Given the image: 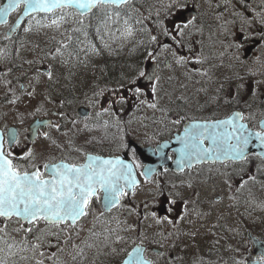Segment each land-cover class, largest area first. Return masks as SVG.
Returning a JSON list of instances; mask_svg holds the SVG:
<instances>
[{"label": "snow or ice", "instance_id": "snow-or-ice-1", "mask_svg": "<svg viewBox=\"0 0 264 264\" xmlns=\"http://www.w3.org/2000/svg\"><path fill=\"white\" fill-rule=\"evenodd\" d=\"M222 4L224 12L216 16L221 23L213 35L222 37L218 42L224 50L213 56L195 39L203 35V26L188 0H158L147 15L137 0H7L0 6V24L9 28L5 41L13 42L21 28L26 36L44 38L43 46L33 44L37 57L25 61L29 84L20 83L17 94L8 87L11 81L4 82L11 94L6 103L18 105L23 96L35 99L43 83L42 99L28 115L42 112L54 118L37 121L23 137L7 124L0 130V264H69L65 257L71 264H187L174 253L186 251L181 242H195L202 229L216 239L207 256L194 257L191 264H264V253L251 260L239 244L224 246L231 254L228 260L212 259L224 239L217 229L225 230L229 239L242 237L243 219L264 212V199L256 193L257 188L264 192V60L256 56L249 64L247 57L248 45L264 48V0ZM13 12L22 15L9 25ZM127 44L141 58L126 62L114 79L104 80V66L96 76L95 60ZM226 55L231 74L221 79L216 69L225 67ZM211 59L221 63L207 66ZM234 65L248 71L242 74ZM11 71L0 73V80ZM255 77L260 79L249 83ZM257 102L258 120L253 110ZM78 103L86 110L73 116L68 110ZM193 104L196 113L210 107L232 110L223 119L189 115ZM145 110L153 116L138 115ZM25 118L19 111L14 117L20 124ZM147 119L164 130L168 123L183 126L176 136L180 147L175 164L187 178L167 191L152 179L159 173L139 163V148L129 139L127 129L134 122L147 127ZM100 129L102 137L77 144L81 134ZM155 135L146 137L154 140ZM39 137L47 149L37 151ZM104 144L107 156L85 147ZM169 147L157 143L153 154ZM253 159L257 163L250 170ZM137 168H143L139 176L157 191L151 193L153 201L133 205L126 201L141 188ZM157 196L164 197L163 214L157 210ZM232 210L243 219L229 224Z\"/></svg>", "mask_w": 264, "mask_h": 264}, {"label": "rangeland", "instance_id": "rangeland-1", "mask_svg": "<svg viewBox=\"0 0 264 264\" xmlns=\"http://www.w3.org/2000/svg\"><path fill=\"white\" fill-rule=\"evenodd\" d=\"M4 34H5V30H4L3 36H4ZM3 36L1 35V37H3ZM43 39H44L43 37H38L35 35H27L26 36L25 33L23 32V29L21 28L19 33H18V36L13 38V42H7V43H5L4 46H1V49L4 52V54L2 56H0L1 73L6 72L9 68H11V70H12L11 73H9L6 76H3L2 80H1V122L4 125L7 124L9 126V125L14 124L15 122L19 123L18 121H16L14 119V117L16 116L18 111H19V113H23L25 115L26 118L24 120V123H29L31 121L32 115H28V114L29 113H35V107L37 106V104L42 99L40 93H42L45 89V84H43V83H41L40 85L37 86V89H36L37 95H36L35 99H31L27 96H23L21 98V101L18 103V105L8 104V103H6V98L10 97L11 94L8 92V89L4 86V82L5 81H11L12 83L8 87L16 89L17 94H19V84L20 83H23L26 85L29 84V80H28L26 73L30 71V66L27 63H25V61L31 60V59H34L37 57V55L39 53H38V50L33 49V44L40 42L41 45L43 46ZM21 45H23V47H21ZM128 45L129 44L125 45L123 50ZM123 50L117 51V52L113 53L111 56H109L107 53H104L103 59H105L107 61L104 67L108 68V65H109L108 59H110V58L115 63L116 60L119 59L118 55L120 53H122ZM222 50H223V46H220V48L218 50L216 48V52H220ZM125 55H126V52H124L123 56H125ZM260 55L264 56V48H261ZM101 59L102 58L96 59L95 64L98 65V63L100 62ZM100 66H102V64H99V67ZM22 67H24L25 69L21 70ZM97 69H98V67H97ZM89 72H92V69H89L87 74H86L88 80H89ZM98 73L100 74L99 71H98ZM80 74L85 75L83 70H80ZM177 75H178V73H177ZM220 75H221V76H219L220 78L224 77L223 74H220ZM18 78H19V82H18ZM14 79H15V81H14ZM251 79H254V78H250L249 83L251 82ZM15 82H17V84ZM262 87H263L262 92H264V86H262ZM29 91H31V87H29ZM200 99H201V101L203 100L202 95H201ZM262 99H264V97H262ZM78 105H79V103L75 106L74 109L68 110L71 115H73V116L76 115V110H77ZM47 107L54 109L56 106L55 105H47ZM194 108H195V104H193V109L188 110L189 115L203 116V114H205V111H203L202 113H196L194 111ZM206 110L210 111L209 113H211V112L214 113L217 111H222L223 107H221L220 109L210 107ZM38 114H42V112L38 113ZM38 114H34V115H38ZM138 115L141 117H145V116L152 117L153 113L151 111L145 110L144 112L138 113ZM127 116H128V113L125 112L124 117L127 118ZM155 117L159 118L160 113H155ZM144 123H146L148 126L144 127L140 122H134L127 130L131 134L129 138H132L135 141H137L141 144H145V145H152V144L157 143L159 141V139L161 140L165 136L169 135V133H171L173 130H175L179 126V125H172L171 123H168L167 130H164L162 126L153 124L151 119L145 120ZM49 131L52 133V135L56 134V133H53L51 129H49ZM161 131L164 132V134L162 136L161 135H155L157 132H161ZM88 133H90V135L92 137L100 138L103 136L104 131H103V129H100V130H95V131L88 132ZM84 134L86 135V133H83L77 138V141H76L77 144L84 145V140L87 139V138H85L86 136H84ZM146 134H147V136L155 135V139L154 140H148L146 137ZM23 136H24V130L22 133V137ZM85 147H86V149H88V148L99 149V150L105 149V152H107V150H108L107 144H104V145H87ZM36 149H37V151L47 149V142H45L42 138L37 139ZM16 150H17V152L21 151V149H19V148H17ZM255 163H256V161L252 160L251 166L254 167L253 164L255 165ZM137 170H138V173H140L141 168H137ZM195 171L193 172V175L195 174ZM186 178H187L186 174H182V175H178V176H176V175L175 176L155 175V176H153L152 179L154 181H159L165 187V190L167 191L168 187H170V185L172 183H176L177 180L180 183V181L182 179H186ZM179 183H176V184H179ZM156 191H157V189L153 185L145 183L144 178L142 177L141 188H138L136 190L135 197L133 199L127 200L126 203L138 205V204H141L145 200H148L151 202V201H153V196L151 195V193L156 192ZM161 198H162V196H157L155 198L157 206L161 203ZM241 209L244 212V206H242ZM256 214L258 216V219H255L254 216H252V218H249V219H243L242 217L238 216L237 213H235V210H232V213H231L232 219L229 220L228 223L231 224L236 220L243 219L242 231H246L248 229V227L250 226V223L252 222L253 219L255 220V223H257L259 225L262 224V222L259 221V220H261L260 211L257 210ZM130 222H131V220H130ZM207 226L208 225H206V227ZM203 232H204V230L202 229L201 235L198 238L202 241H205V243H207V241L211 235L210 234L204 235ZM217 234L219 236H222V237H227L229 235L223 229H220ZM198 238L195 242H190L188 240L182 241L181 247L186 246V251L180 252V249L178 248L176 250V252L174 253V255H183L185 257L187 264H191V260L194 257H197V256H205L206 257V254H205V252L207 250L206 244L201 242ZM236 238H238V237H236ZM243 241L245 242V240H243ZM197 245L199 246V249H197ZM224 255H226L225 260H228L230 254H224ZM66 258H68V257H66Z\"/></svg>", "mask_w": 264, "mask_h": 264}, {"label": "flooded vegetation", "instance_id": "flooded-vegetation-1", "mask_svg": "<svg viewBox=\"0 0 264 264\" xmlns=\"http://www.w3.org/2000/svg\"><path fill=\"white\" fill-rule=\"evenodd\" d=\"M188 3L190 5L196 6L193 8L192 14L196 15L199 19V23L203 26V35L202 36H197L195 37V39L197 40H202L205 47H204V52L206 55L209 56H213L218 54L219 52H216V48L217 50L220 48L221 45L218 41L219 39H222V37H218L213 35L214 33L217 32V29L219 27V24L221 23V21H218L216 19V16L221 13L224 12V7L222 4V0H188ZM204 3H206V5H203ZM158 4V0H145V8H144V13L145 15H147V9L152 7V6H157ZM216 5H220V7H217ZM225 15H227V13H225ZM150 23V21L148 22ZM169 23H171V21H169ZM258 28V26H257ZM256 30V29H253ZM6 31V30H5ZM4 33V28H2L0 26V49H1V44H5L8 41H5L3 39V37H1V35L3 36ZM16 35V34H15ZM14 35V36H15ZM13 36V38H14ZM212 37V39H209V37ZM214 41H216L214 43ZM223 50H224V46H223ZM222 50V51H223ZM261 53V48L256 47L254 44H250L248 45V51H247V57H248V61L249 64H252V60L254 57L259 56ZM260 57L262 58V60H264V56L260 55ZM221 61L218 59H211L209 61V64L207 66H211L212 64H220ZM232 63V61L229 59V57L226 55L224 60H223V64L225 65V68H218L216 69V76H221L220 74H223V76L225 75H230V71L229 69L226 67L228 64ZM253 67H259V65H252ZM234 67L239 70L242 74L246 73L248 71L247 67H242L240 65H234ZM264 70V69H261ZM21 71V70H20ZM0 73H1V66H0ZM165 74L166 71H165ZM81 76H83V74H81ZM223 77H221L222 79ZM254 79H260V77H255ZM195 87H199L198 85H196ZM261 87V91H262ZM79 94V93H78ZM247 98V97H246ZM261 108V105L259 104V102H257L256 104L253 105V110L256 112V119H260V111L259 109ZM55 110V108L53 109ZM232 109L228 108V107H223L222 111H217L214 113H209L210 111L205 110V114H203V117H209L212 116L213 118H221V117H225L226 114H230ZM221 112V113H220ZM172 116V118L175 117V113L170 114ZM49 116H45L43 113L42 114H38V115H32L31 121L29 123H23V124H19V123H14L12 125H14L20 132L21 134L23 133V130L28 129V126L30 123H32L34 120L41 118V119H46ZM51 119H54L52 117H49ZM250 127L254 126V121L249 123ZM4 127V124L1 122V80H0V130H2ZM44 131H49V129H43ZM182 131V125L178 126L177 130L174 131L173 134L178 133ZM53 133H56L52 130ZM28 135V133H26L24 131V136ZM53 137H59V133H56L53 135ZM42 138V137H39ZM38 138V139H39ZM17 151V150H16ZM171 157H174L173 153L169 154ZM253 161H256L255 159H253ZM257 163V161H256ZM253 164L254 167H250L251 169H254L255 166ZM205 168L208 167V165L204 166ZM195 171V169L193 170V172ZM164 175H173V176H178V175H182L184 173H174L170 170H168L167 172H165L164 170H162V172ZM176 183H179V181L177 180ZM256 193L257 196H259L260 198L264 199V192H262L259 188L256 189ZM243 206V205H242ZM241 206V207H242ZM240 212L243 213L242 209L240 208ZM236 213V212H235ZM261 221L262 224H257V223H250V226L248 227V229L246 231H242L243 232V236L242 237H238L236 239H229V235L227 237H224V239L221 240V246L219 249V253L217 255L212 256L213 260H217L219 258V256H223V259L225 260L226 255L224 254H230L229 252L225 251V245L227 244H232V245H237L239 244V246L241 247L242 251H245V254L247 255V257L251 260H255L256 257L260 256L262 253H264V247H258L256 246V240H261L264 241V212H261ZM252 216H254L255 219H258V216L256 214V211L252 213ZM210 223V222H209ZM220 229H217V233ZM248 233H250L251 235L248 236ZM219 236V235H218ZM253 236L256 237V239H253ZM251 237V239H250ZM254 237V238H255ZM258 238V239H257ZM199 239V238H198ZM216 239V237H213L212 235L210 236V238L208 239L207 243H205V241L200 240L201 242L206 244L207 250L205 252L206 256L208 254V249L211 245V243ZM245 240V242L243 241ZM231 255V254H230ZM229 259V258H228ZM221 264H223V262L221 261Z\"/></svg>", "mask_w": 264, "mask_h": 264}, {"label": "water", "instance_id": "water-1", "mask_svg": "<svg viewBox=\"0 0 264 264\" xmlns=\"http://www.w3.org/2000/svg\"><path fill=\"white\" fill-rule=\"evenodd\" d=\"M6 2H7V0H3V2L1 3L0 6H2ZM20 15H22V13H20L18 15V17L15 19V21L20 18ZM15 21L12 23V25L15 24ZM8 30H9V28H8ZM8 30H7V32H8ZM149 70H151V65H149ZM85 110L86 109L84 107L79 108V112H82ZM46 120H48V119H46ZM37 121H44V120H36L30 126L34 125ZM10 128H15V127L10 126ZM182 132H183V130L180 132V134H182ZM177 135L178 134H175L174 137L171 138L170 140L162 141L161 143L167 142L170 145V147L168 149H166L164 151V153H157V154H153V150L156 147L153 148L151 146H140L135 141H133L132 139L131 140L138 146L139 158L144 163V166L151 167V168L155 169L156 172H158L159 170H162L163 167H167L168 169H171L173 171L178 172L176 170V164H175V160L178 158V154L175 151V149L180 147V145L178 143H176V136ZM170 151H174V153L176 155L173 160H171V158L168 156V153Z\"/></svg>", "mask_w": 264, "mask_h": 264}, {"label": "trees", "instance_id": "trees-1", "mask_svg": "<svg viewBox=\"0 0 264 264\" xmlns=\"http://www.w3.org/2000/svg\"><path fill=\"white\" fill-rule=\"evenodd\" d=\"M137 7H140V5L137 3ZM141 57H140V53L139 52H137V53H135V54H132V56L130 57L129 56V59H128V62L127 63H130V62H133V63H135L138 59H140ZM121 70H119V71H117L116 72V74L117 73H119Z\"/></svg>", "mask_w": 264, "mask_h": 264}]
</instances>
